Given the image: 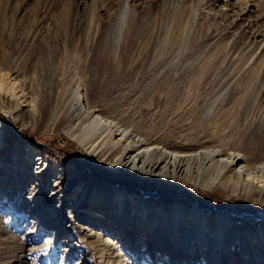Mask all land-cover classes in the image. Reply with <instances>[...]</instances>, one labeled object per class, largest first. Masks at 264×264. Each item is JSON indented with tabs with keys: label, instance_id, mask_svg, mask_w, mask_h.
Instances as JSON below:
<instances>
[{
	"label": "rangeland",
	"instance_id": "obj_1",
	"mask_svg": "<svg viewBox=\"0 0 264 264\" xmlns=\"http://www.w3.org/2000/svg\"><path fill=\"white\" fill-rule=\"evenodd\" d=\"M71 90L168 149L264 156V0H0V96L19 109L0 105V173L13 166L20 179L0 183V264H106L109 249L115 264H188L165 234L194 210L231 234H264V191L232 192L197 160L162 178L94 156L68 132ZM45 101L56 122L40 112ZM84 210L102 215L92 229L106 222L102 239L118 247L84 239Z\"/></svg>",
	"mask_w": 264,
	"mask_h": 264
},
{
	"label": "bare ground",
	"instance_id": "obj_2",
	"mask_svg": "<svg viewBox=\"0 0 264 264\" xmlns=\"http://www.w3.org/2000/svg\"><path fill=\"white\" fill-rule=\"evenodd\" d=\"M125 13L126 11H122L119 16L118 20L121 24L126 17ZM66 99L70 103L65 114V122L69 125V134L87 147L94 156L99 155L104 158L109 156L112 160L111 163H107L108 165L137 168L138 170H145L150 174L164 178L167 175L187 172V169L193 164V161L197 160V164L194 165L195 167L201 169L204 167L208 168L209 179L212 182L217 180L218 183L230 189L232 192L248 194L253 193L252 191H264V156L250 160L235 151L222 154L217 148H195L191 151L168 149L157 143L147 141L143 137L130 132L125 126H121V124L100 114L96 107L91 106L81 94H76L75 90L67 93ZM9 100H11V95L8 98L2 94L0 96V105L7 107L3 108L4 114L14 117L15 113L19 111L18 104L13 101L10 102ZM40 106V112H42L44 118L49 119L53 117L51 120L54 122L59 119L60 111L56 110V107H53L51 101H45ZM1 140L2 132L0 122V153L2 148ZM38 160L39 158L33 161L36 166L41 163ZM13 171V166L10 169L8 168V170L4 169L2 173H6L7 176L2 177L0 173V183L9 182L15 185L19 182V176L15 175ZM225 172H228V174H225ZM195 182L197 183V180ZM2 189L4 191L6 190V192L9 190L5 187ZM33 191L37 190L34 189ZM108 192H111V190ZM52 194L53 190L50 196ZM27 196L25 194L22 198H27ZM117 196L126 205L124 195L117 194ZM134 201H136L134 203L137 205L136 214L139 215L140 209L145 206L142 203L144 201L137 197L134 198ZM145 210L142 214L146 215V219H148L149 208ZM198 213L196 210L193 211L192 215H181L177 212L173 217L171 233L166 231L165 239L168 238L169 240L170 236V253L173 252L179 257V263L183 259L186 260L188 258V264H199L201 260L203 262L202 264H224L226 260H228V264H249L251 262H248L251 260L249 255H251L250 250L252 249L257 261L264 264V234L256 236L255 240L249 239L244 234L235 231L231 234L229 233L230 225L220 227L218 223L210 224L208 222L210 218H205V214L199 213L200 215H198ZM79 215L89 221L86 225H80L78 229L90 245H93L96 241H103L104 246H111V244H116L117 246V241L111 242L107 236L105 239H102V236L106 234L105 231H107L104 227L106 222L101 224L98 231L92 229L94 227L92 224L95 221L103 220L102 215L100 216V214L87 210L80 212ZM155 216H158L157 212H155ZM223 220L226 222L224 217ZM156 221L157 228L160 229L162 223L158 222V218ZM66 230H69L68 226L64 230L63 228L59 229V236ZM71 243L75 247L80 245L77 240ZM112 252L109 249L106 264H115L109 260V258L114 259V256H116ZM87 256H81L79 263H88ZM247 256L248 259L245 260ZM167 259L170 262L173 256L169 255Z\"/></svg>",
	"mask_w": 264,
	"mask_h": 264
},
{
	"label": "trees",
	"instance_id": "obj_3",
	"mask_svg": "<svg viewBox=\"0 0 264 264\" xmlns=\"http://www.w3.org/2000/svg\"><path fill=\"white\" fill-rule=\"evenodd\" d=\"M133 190H135V188ZM136 191H139V190L136 188Z\"/></svg>",
	"mask_w": 264,
	"mask_h": 264
}]
</instances>
